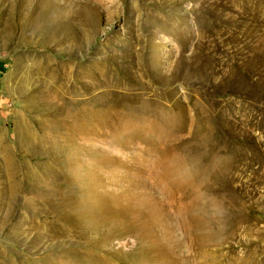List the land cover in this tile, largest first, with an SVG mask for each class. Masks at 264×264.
I'll list each match as a JSON object with an SVG mask.
<instances>
[{
    "label": "rangeland",
    "instance_id": "1",
    "mask_svg": "<svg viewBox=\"0 0 264 264\" xmlns=\"http://www.w3.org/2000/svg\"><path fill=\"white\" fill-rule=\"evenodd\" d=\"M0 264H264V0H0Z\"/></svg>",
    "mask_w": 264,
    "mask_h": 264
},
{
    "label": "bare ground",
    "instance_id": "2",
    "mask_svg": "<svg viewBox=\"0 0 264 264\" xmlns=\"http://www.w3.org/2000/svg\"><path fill=\"white\" fill-rule=\"evenodd\" d=\"M9 1H10V0H9ZM15 1H17V0H15ZM35 1H36V0H35ZM28 2H29V1H28ZM9 3H10V2H9ZM16 3H17V2H16ZM35 3H36V2H35ZM12 4H14V3H12ZM32 4H33V3H32ZM14 5H15V4H14ZM30 5H31V4H30ZM34 5H37V3L34 4ZM9 6H11V5H9ZM14 7H15V6H14ZM14 7H13V9H15ZM18 7H19V6H18ZM21 7H22V5H21ZM21 7H20V8H21ZM34 7H35V6H34ZM23 8H25L24 10H26V8H28V3H26L25 6H24ZM30 9H32V7H31ZM8 10H9V9H8ZM15 10H16V9H15ZM10 12H11V11H10ZM13 12H14V11H13ZM15 12H17V11H15ZM15 12H14V13H15ZM21 12H23V11L21 10ZM28 12H29V11H28ZM28 12H27V13H28ZM31 12H32V11H31ZM8 13H9V12H8ZM19 14H20V13H19ZM14 15H15V14H14ZM14 15H13L12 17H14ZM16 15H17V14H16ZM29 15H30V14H29ZM38 15H39V14H38ZM8 16H9V15H8ZM40 16H41V15H40ZM27 17H28V16H27ZM37 18H38V17H37ZM39 18H40V17H39ZM45 18H46V17H45ZM36 20H37V19H36ZM45 22H46V21H45ZM9 24H10V23H9ZM30 24H31V23H30ZM49 27H50V25H49ZM46 29H47V28H46ZM53 30H54V29H53ZM57 36H58V35H57ZM55 41H56V40H55Z\"/></svg>",
    "mask_w": 264,
    "mask_h": 264
}]
</instances>
